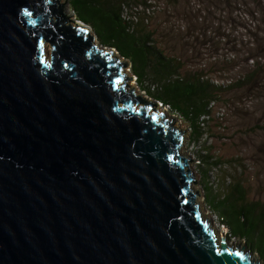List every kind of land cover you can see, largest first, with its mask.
<instances>
[{
    "label": "water",
    "instance_id": "95a60500",
    "mask_svg": "<svg viewBox=\"0 0 264 264\" xmlns=\"http://www.w3.org/2000/svg\"><path fill=\"white\" fill-rule=\"evenodd\" d=\"M69 5L0 0V264H262L209 230L188 132Z\"/></svg>",
    "mask_w": 264,
    "mask_h": 264
},
{
    "label": "trees",
    "instance_id": "16d2710c",
    "mask_svg": "<svg viewBox=\"0 0 264 264\" xmlns=\"http://www.w3.org/2000/svg\"><path fill=\"white\" fill-rule=\"evenodd\" d=\"M69 4L102 46L129 61L141 91L189 126L207 207L231 240L244 241L264 264V198L251 197L242 177L246 162L217 157L208 145L215 110L228 100V111L244 119L239 143L264 176V0ZM173 19L180 24L173 26ZM227 164L242 171L221 180Z\"/></svg>",
    "mask_w": 264,
    "mask_h": 264
},
{
    "label": "rangeland",
    "instance_id": "374dc122",
    "mask_svg": "<svg viewBox=\"0 0 264 264\" xmlns=\"http://www.w3.org/2000/svg\"><path fill=\"white\" fill-rule=\"evenodd\" d=\"M61 2L66 3V0H61ZM72 12L73 10L71 9L69 5L68 13H72ZM72 19L78 20L76 15H75V18H72ZM179 24L180 22L178 20H175V19L172 20L173 26H178ZM91 32L92 34L96 35L93 32V30H91ZM95 43L99 44L98 45L99 49H102L104 51L107 50V51L115 52L116 57L119 58L121 62L128 61L125 58L121 57L117 51H114L115 49L102 46L100 44L98 37L95 38ZM124 73L128 74L129 75L128 77L134 78V80L131 82V85L137 88L136 95L142 94L143 98L147 99V101H154L152 98L148 97L144 92H142L139 86L137 85L136 77L131 72V66L128 69H124ZM158 104L160 105L159 107L160 113L166 111V115H169L170 118L175 117L178 121L175 124V127L181 126L180 130L183 129V132L185 131L188 132L187 138L183 141V144H182L184 148L180 149L179 155L185 156L186 154L187 158H191L192 161H196L194 164L190 165V169H192L193 174L197 177L198 188L201 190L202 195H203V203L200 201L199 198H196V201L199 204L201 211L203 212L205 220H206V216L208 215V217L211 218L212 231L215 228L216 236L222 235V234L225 235V239L227 240L230 246L233 245L234 243L233 247L236 248V245L239 246L240 242H242L240 249H239V250H242L245 242L239 239L231 240V238L229 237L228 228L226 226L221 225L215 213L211 212L210 209L207 207V203L205 200L204 187L201 184L202 177H201L200 172H198L197 170V165L199 163V160L197 159L196 149L192 147L191 144L189 143L190 132H191L189 126L180 118L179 115L172 113L165 107H162L160 103ZM214 118L215 119L213 123L210 124V129H209L210 137L208 141V145L212 147V153H214L215 156L221 157L225 160H229L232 157H239V159H241L242 162L243 161L244 163L246 162L248 171L242 177L250 189L251 197L253 198L263 197L264 198V176H258L259 168L255 164V162L247 156L246 148L242 147V145L239 143L240 134L242 135V133L240 132L241 131L240 127H241V124H243L244 119L235 118L234 115L231 114L230 111H228V100L222 101L219 103L218 107L215 110ZM244 169L246 170V168ZM240 171H242L240 170V167L235 168L234 166L232 167L230 166L229 168L227 164L226 171H223V173L219 174L218 177L221 180H225L229 174L234 173L238 175ZM245 248H246V252H249V248L246 245H245ZM250 256H251V260H254V257H255V261L257 262V257H259L257 254L250 252ZM259 261H260V258H259Z\"/></svg>",
    "mask_w": 264,
    "mask_h": 264
},
{
    "label": "bare ground",
    "instance_id": "6f19581e",
    "mask_svg": "<svg viewBox=\"0 0 264 264\" xmlns=\"http://www.w3.org/2000/svg\"><path fill=\"white\" fill-rule=\"evenodd\" d=\"M200 212L203 214V212L201 211V209H200ZM203 219L205 220L204 215H203ZM217 237H218V240L220 241L221 240V235H217Z\"/></svg>",
    "mask_w": 264,
    "mask_h": 264
},
{
    "label": "built area",
    "instance_id": "2783aa9c",
    "mask_svg": "<svg viewBox=\"0 0 264 264\" xmlns=\"http://www.w3.org/2000/svg\"><path fill=\"white\" fill-rule=\"evenodd\" d=\"M160 104H161V103H160ZM161 105H162V104H161ZM162 107H165V106L162 105ZM162 107H161V108H162ZM165 108H166V107H165ZM162 109H163V108H162ZM167 109H168V108H167ZM168 110H169V109H168Z\"/></svg>",
    "mask_w": 264,
    "mask_h": 264
}]
</instances>
